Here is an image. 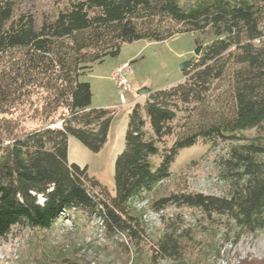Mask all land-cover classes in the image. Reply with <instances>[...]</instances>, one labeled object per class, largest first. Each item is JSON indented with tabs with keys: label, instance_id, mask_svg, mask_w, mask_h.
Here are the masks:
<instances>
[{
	"label": "trees",
	"instance_id": "1",
	"mask_svg": "<svg viewBox=\"0 0 264 264\" xmlns=\"http://www.w3.org/2000/svg\"><path fill=\"white\" fill-rule=\"evenodd\" d=\"M263 22L264 0H196L186 8L177 0H74L40 17L16 14L13 0H0V239L15 226L49 230L82 217L97 218L106 238L137 247L146 237L134 202L198 143H228L227 192H172L151 209L187 207L246 232L264 229V144L242 135L264 133ZM186 32L211 40L182 81L150 91L129 111L111 192L67 158L68 137L98 152L112 121L107 109L89 107L81 78L124 43ZM32 119L40 125L26 127ZM179 247L173 232L164 233L151 244L150 261L179 259Z\"/></svg>",
	"mask_w": 264,
	"mask_h": 264
},
{
	"label": "rangeland",
	"instance_id": "2",
	"mask_svg": "<svg viewBox=\"0 0 264 264\" xmlns=\"http://www.w3.org/2000/svg\"><path fill=\"white\" fill-rule=\"evenodd\" d=\"M71 1L74 0H13L16 14L28 11L36 17L54 15ZM177 1L186 8L196 0ZM210 40V36L192 32L160 42L137 40L122 44L116 55L92 63L81 78L90 86L89 107L107 109L112 121L107 140L98 152L89 151L74 137H68V161L86 166L87 173L112 192L113 164L123 149L129 111L136 103L142 104L150 91L182 81L183 73L195 64ZM187 61L190 63L181 70ZM124 63L128 67L113 79L112 73ZM121 77L126 83L119 86ZM142 89L149 91L143 93ZM219 90H213V95ZM182 115L177 114L178 123L182 122ZM24 124L28 128L40 125L36 119ZM242 135L264 144L262 130L251 129ZM227 152L228 143H198L178 153L169 177L134 202L146 237L137 247L130 244L127 249L121 243L123 237L106 238L97 218L80 217L75 224L64 220L63 225L49 230L13 227L0 239V264H238L244 259H264V229L246 232L225 216L208 218L187 207L169 206L160 211L150 207L151 201L172 192L225 194L230 186V175L223 168ZM167 232H173L180 242L179 259L165 257L152 263L151 244Z\"/></svg>",
	"mask_w": 264,
	"mask_h": 264
},
{
	"label": "built area",
	"instance_id": "3",
	"mask_svg": "<svg viewBox=\"0 0 264 264\" xmlns=\"http://www.w3.org/2000/svg\"><path fill=\"white\" fill-rule=\"evenodd\" d=\"M128 67V64L127 63H124L121 67H118L117 68V71H114L113 73H112V78L113 79H116L118 76H119V73L122 71V70H124V69H126ZM118 85L119 86H122V85H124L125 83H126V81H125V79L124 78H119L118 79ZM122 103H124V100L122 99ZM56 126H58V127H60V122H58L57 124H56Z\"/></svg>",
	"mask_w": 264,
	"mask_h": 264
},
{
	"label": "water",
	"instance_id": "4",
	"mask_svg": "<svg viewBox=\"0 0 264 264\" xmlns=\"http://www.w3.org/2000/svg\"><path fill=\"white\" fill-rule=\"evenodd\" d=\"M198 52H199V48H196V50L194 51V54L197 55ZM189 63H190V61H187V62L183 63V64L180 66L181 70L184 69ZM148 91H149L148 89H142V90H141V92H143V93H144V92L148 93Z\"/></svg>",
	"mask_w": 264,
	"mask_h": 264
}]
</instances>
